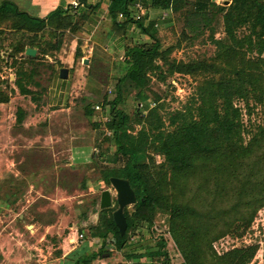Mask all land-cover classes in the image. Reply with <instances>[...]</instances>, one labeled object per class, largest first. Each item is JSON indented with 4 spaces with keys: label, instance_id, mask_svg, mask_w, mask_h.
<instances>
[{
    "label": "rangeland",
    "instance_id": "374dc122",
    "mask_svg": "<svg viewBox=\"0 0 264 264\" xmlns=\"http://www.w3.org/2000/svg\"><path fill=\"white\" fill-rule=\"evenodd\" d=\"M179 1L183 6L178 12L154 9L156 13L153 14L147 9V16L141 21L145 26L150 21L157 25H154L153 33L166 61H155L158 68L148 73L150 82L147 87L138 88L129 81L119 87L115 112L124 114L123 128L132 136H140L142 131L152 135L150 121L159 122L156 118L147 120L146 116L149 108L155 106L163 131L172 130L173 124L178 123V112L196 119L200 86L204 80L217 76L209 67L232 45L224 34L222 13L217 12L216 7L210 9L214 3L218 8L228 10L232 0ZM198 1L206 4L199 2L195 5ZM259 1L264 4V0ZM201 5L206 8L198 9ZM80 23L81 17H77L74 25ZM14 28L11 21L0 27V252L5 251L11 260H15L12 256L15 251L35 252L36 246L44 252L68 251L83 242L96 247V235L108 228L117 209L115 190L106 177L109 173L117 174L125 166V159L116 152L108 125L112 122L110 104L118 94L117 80L125 73L127 61L122 60L123 52L115 50L114 60L112 57L108 60L92 56L87 64L80 61L72 64L67 61L70 49L68 42L64 44L66 32L34 35ZM251 32L250 24L239 28L235 33V47L247 58L256 59L259 58V46L264 44V35L259 39ZM131 34L124 38L127 42L123 44V51L126 46L152 42L136 29ZM19 42L32 46L36 55L15 54L14 47ZM63 44L65 49L59 60L60 50L55 48L60 49ZM260 58L264 59V51ZM177 62L202 69L193 76L172 73V66ZM62 68L68 69L66 79L70 74V84L75 80L78 85H72L70 99L73 105L69 107L72 109L47 107V115L56 113L52 116L43 113L38 122L35 116L42 111V106L48 105L49 86L58 79ZM18 84L28 92L26 95H22ZM139 95L146 97L147 108L144 101H139ZM4 100L7 102L1 103ZM233 105L240 113L241 137L246 145L259 128L264 129V96L250 93L245 99H234ZM22 109L30 114L28 126L33 128L35 124L37 128L22 129L19 125L24 115ZM86 111H90V116H85ZM148 142L144 164L150 165L152 161L160 164L163 157L157 154V144L151 138ZM154 170V167L150 168L151 172ZM104 190L111 192L112 206L100 209V195ZM135 210L136 204L124 209L129 225L125 242L117 248L120 255L126 257L132 248L164 245L166 253L158 261L185 264L170 234L169 213L154 206L150 223H136ZM20 215L23 217L18 219ZM47 225L54 227L49 231L47 241L40 243V235ZM33 226L39 228L35 234ZM80 235L83 237L78 240ZM71 236L77 238L74 246L67 242ZM107 247L103 245L100 253L108 252L110 248ZM251 247L255 253L248 264H264L263 210L257 213L247 230L234 231L213 244L219 256L233 249ZM35 259L43 260L41 257Z\"/></svg>",
    "mask_w": 264,
    "mask_h": 264
},
{
    "label": "trees",
    "instance_id": "16d2710c",
    "mask_svg": "<svg viewBox=\"0 0 264 264\" xmlns=\"http://www.w3.org/2000/svg\"><path fill=\"white\" fill-rule=\"evenodd\" d=\"M138 1L146 9L172 12H178L183 6L179 0L110 1L108 13L114 24H117L118 17H122L124 30L135 27L152 42L125 47L122 60L127 61L128 66L117 80L118 94L110 104L112 122L108 125L116 152L125 159V166L117 174L109 173L106 180L120 178L129 182L136 196L133 216L136 223H150L149 216L154 206L169 213L170 234L185 264H248L255 253L253 247L233 249L219 256L213 244L234 231L247 230L257 213L264 211V129L259 128L243 145L240 113L233 105L234 99H245L250 93L264 96V59L260 58L264 44L259 46V58L256 59L247 58L235 47V33L245 24H250L251 33L259 39L263 37L264 4L259 0H232L230 8L223 10L210 2V9L216 7L217 12L222 13L224 34L232 45L220 53L216 63L209 67L217 76L204 80L200 86L196 119L178 112V123L173 124L172 130L163 131L155 106L149 108L146 116L147 120L156 118L159 122L150 121L152 135L142 131L140 136H132L123 128L124 114L115 112L119 87L125 81L138 88L147 87L150 82L148 73L158 68L155 61H166L165 53L163 55L160 51L153 33L155 23L150 21L145 26L141 22L145 18L138 21L133 18L132 8ZM80 4L88 9L92 7L85 0H81ZM201 8L206 6L201 5L198 9ZM72 19L61 9L43 20L20 12L11 2L4 1L0 5V27L11 21L16 31L34 35L39 32L52 35L51 31L75 32L78 26ZM258 28L260 32H256ZM27 48L32 46L19 42L14 47V53H23ZM200 69L177 62L172 66V73L193 76ZM17 87L22 95L28 93L20 84ZM138 99L145 102L146 108L149 106L146 97L139 95ZM5 102L7 100L1 103ZM84 114L90 116V111ZM150 138L157 144V154L163 157L160 164L153 161L150 165L144 164ZM151 167H154V172L150 171ZM109 234H112L114 245L119 249L125 242L127 231L120 236L112 218L108 228L96 237L105 241ZM164 248L162 245L154 256L160 258L163 255L160 251ZM80 262L84 264L87 260Z\"/></svg>",
    "mask_w": 264,
    "mask_h": 264
},
{
    "label": "crops",
    "instance_id": "0c3cea01",
    "mask_svg": "<svg viewBox=\"0 0 264 264\" xmlns=\"http://www.w3.org/2000/svg\"><path fill=\"white\" fill-rule=\"evenodd\" d=\"M4 1L13 3L20 12L38 19L46 20L57 9H61L67 16L74 18L72 19L73 23L77 20V17H81V23L78 25V29L75 32L65 31L66 33L64 35V44L68 42V48L70 49V55L68 56L67 61L72 62V64H78L79 61L84 63L85 60L88 61L89 57L92 56H94L95 59L108 60L110 59L109 57H112V60H114L116 55L114 51L117 50L118 52L124 53L123 44L127 42L124 38L130 37L132 35L131 31H134L135 29V27H131L128 30L127 28L124 30L122 27L124 22L120 17L117 19V24H114L111 21L108 13V7L111 0H85L88 6H92L90 9L80 4L81 0H0V5ZM72 2L78 4L74 9L71 6ZM148 10H151L153 14L156 13L152 8H148ZM132 15H135L133 8ZM64 44L59 49V60L63 57L62 52L65 49V47H63ZM119 44H122L123 46L121 45V48H119ZM112 47H114V49ZM66 70L68 71V69ZM70 78L71 76L69 74L68 79H61L59 72L58 79L56 81L54 80L49 86V94L48 97H46V99L49 100L48 105L42 106V111L35 116V119H37L38 122L40 121L39 118L41 114L44 113L47 115L45 112L47 107H66L69 111L72 109L69 108L73 105L72 99H70L73 92L72 85L75 87L78 85H76L75 80H73V84H70ZM83 81H85V79ZM22 111L24 115L19 123L22 129L29 131L37 128L35 124H33V128L28 126L30 114H27L25 109H22ZM54 113L56 112H52L47 116H52ZM22 217L23 216L20 215L17 218L21 219ZM53 227V225L46 226L44 232L40 235V243L42 241H47V235ZM32 228L34 229V234L39 230V228H35V226ZM110 238L113 237H109L105 239V241L101 238L96 239V247L89 242H83L79 247H71L68 251L63 249L61 252H55V250H53L54 252H44L34 244L36 246L35 252H28L25 249H22L21 253L15 251L14 255L12 254L13 259L15 260H11V257L8 256L5 251H1L0 264H83L80 262L83 259L87 260L84 264H154L159 260V257L154 256L160 250L161 246L159 245L147 249L138 247V249L133 250L134 248H132L130 252L125 254L126 257H122L120 251H118L115 245L110 243ZM76 239L75 236H71L67 240L69 246H74V244L77 243ZM79 239L80 238H78V240ZM103 245L106 247L109 246L110 249H107L108 252L101 254L100 251ZM97 247H99V249ZM160 252L161 255L166 253L165 248ZM112 253H114V255ZM39 257L43 258V260L35 259Z\"/></svg>",
    "mask_w": 264,
    "mask_h": 264
},
{
    "label": "water",
    "instance_id": "95a60500",
    "mask_svg": "<svg viewBox=\"0 0 264 264\" xmlns=\"http://www.w3.org/2000/svg\"><path fill=\"white\" fill-rule=\"evenodd\" d=\"M25 55L29 57H34L36 55V50L28 48L25 50ZM88 61H84L87 64ZM68 71L66 69L60 70V78L66 79ZM111 186L114 188L116 193V204L117 209L113 212L112 218L115 226L118 229L119 235L123 236L127 228L126 218L124 216V209L136 204V196L132 190L129 182L120 178H110L109 180ZM112 206V196L109 190H104L100 195V209H107Z\"/></svg>",
    "mask_w": 264,
    "mask_h": 264
},
{
    "label": "built area",
    "instance_id": "2783aa9c",
    "mask_svg": "<svg viewBox=\"0 0 264 264\" xmlns=\"http://www.w3.org/2000/svg\"><path fill=\"white\" fill-rule=\"evenodd\" d=\"M71 6H72L73 8H76V7L78 6V4L75 3V2H72V3H71ZM133 12L135 13L134 16H135V20H136V21H138V20H142V19H144V18L147 16V9H146L142 4H140L139 2H137V3L134 4V6H133ZM163 16H165V15L163 14ZM120 18H122V17H120ZM162 19H164V18H162ZM155 26H157V25L155 24ZM95 109L98 110L99 107L96 106ZM82 237H83L82 235L79 236L80 239H82ZM109 241H110V243H111L112 245L115 244V241H114L113 238H110ZM154 264H162V262L157 261V262H155Z\"/></svg>",
    "mask_w": 264,
    "mask_h": 264
}]
</instances>
